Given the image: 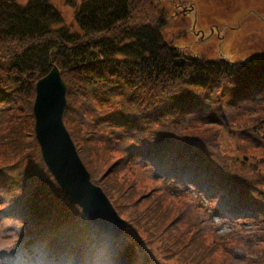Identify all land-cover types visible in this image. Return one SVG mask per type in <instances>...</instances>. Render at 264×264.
I'll return each mask as SVG.
<instances>
[{"label":"trees","instance_id":"16d2710c","mask_svg":"<svg viewBox=\"0 0 264 264\" xmlns=\"http://www.w3.org/2000/svg\"><path fill=\"white\" fill-rule=\"evenodd\" d=\"M136 3L65 0L75 10L70 26L53 0H0V215L16 217L23 227L16 243L2 251L0 264H95L80 248L73 261L60 240L73 244L61 234L56 238V229L71 231L66 237L75 230L69 239L90 253L104 242L102 258L116 251L102 233L100 241L84 239L80 208L60 204L69 201L60 197L38 149L35 86L55 66L66 78L65 126L91 173L115 149L127 158L120 162L144 177L156 168L162 193L188 206L193 224L208 227L231 264H264V171L228 169L214 153L216 132L241 123L237 132L264 155V61L239 65L184 56L166 41L164 27L134 19ZM150 109L159 122L129 115ZM248 111L260 116L245 117ZM234 114L243 120L234 121ZM123 169L131 172L127 165ZM53 190L59 196L50 201ZM252 198L261 205L255 207ZM218 221L232 230L220 236ZM36 241L40 250L33 247ZM128 253L118 259L150 264L148 257L132 259Z\"/></svg>","mask_w":264,"mask_h":264},{"label":"rangeland","instance_id":"374dc122","mask_svg":"<svg viewBox=\"0 0 264 264\" xmlns=\"http://www.w3.org/2000/svg\"><path fill=\"white\" fill-rule=\"evenodd\" d=\"M21 1L25 2V0ZM53 1L61 10L64 23L73 26L74 8L66 5L65 0ZM136 1L137 9L134 19L148 20L149 22H145L152 26L159 24L164 27L163 33L166 41L182 48L185 51L184 56L192 53L218 58L222 55L230 62L246 60L250 56L252 63H258L264 59V0ZM224 2L227 5H224ZM185 9L189 13L183 18L182 11ZM175 12L179 13V16L173 17ZM206 13L209 16L205 20H201L203 14ZM183 33L185 34L183 35ZM59 75L67 87L65 74L61 73L60 69ZM246 113L245 117L248 118L260 116V114H252L251 111ZM129 115L136 119L151 117L153 122H159L155 118L157 114H154L152 109L143 115ZM233 120L238 122L243 119L234 114ZM214 126L213 129L218 128L217 125ZM203 129L201 127L198 130L202 131ZM239 129H243L241 123L234 126L232 124L229 128H220L214 137L218 144L214 153L225 162L228 169L253 171L257 166L264 171V155L262 156L261 150L256 144L251 143L250 137L245 138L244 135L237 132ZM38 149L41 153L39 144ZM111 154H107L109 160L103 167H98V165L97 168H94L95 173H91L89 167L87 170L91 175L92 182L102 189L119 219L125 223L126 228L120 236L107 238L83 209L73 202L66 191L60 187V197L65 195L69 201L65 202L61 199L60 204L68 206L70 203L74 207L80 208L78 215L83 221L79 227L84 239L86 240L87 235H91L95 241H100L99 233H102L116 247L111 258H102L104 242H99L98 248L93 250L95 255L89 252L88 247L81 246L78 242L69 239L71 236H75V230L67 237V233L71 231L59 233L58 229L54 230L56 238L61 234V237L73 244H65L60 240L65 245L66 251L69 254H74L71 257L73 261H75V256H78L75 250L80 248L91 254L96 260L95 264H124V261L118 258L126 254V251L130 252L128 254L132 259L148 257L147 260L150 264H231L230 256L224 251L225 247L222 248L223 246L219 245L216 247L213 244L215 242L208 227L203 225L204 229H202L193 224V214L189 211L188 206L171 193L164 191L162 193L160 186L163 185V180L157 178L158 170L156 168H149L144 177L136 167H129L128 161L127 164L123 161L120 162L121 156L126 160L127 158L117 149ZM244 156L249 160H243ZM235 159L243 162L245 170L236 163ZM27 163V160L24 159L23 165L29 168ZM126 165L131 171L130 173L123 169ZM54 191L50 196V201L58 199L59 195ZM252 199L253 203L256 201L255 207L261 205L257 199ZM62 219L64 218L62 217ZM218 222L221 226L220 236L229 232L230 225H222V221ZM22 232V224L16 217L0 215V257H2L3 250L10 249L16 243ZM41 239L44 238L39 237L38 241ZM38 241L33 245L36 250L41 249V244ZM140 263L146 264L144 260Z\"/></svg>","mask_w":264,"mask_h":264},{"label":"water","instance_id":"95a60500","mask_svg":"<svg viewBox=\"0 0 264 264\" xmlns=\"http://www.w3.org/2000/svg\"><path fill=\"white\" fill-rule=\"evenodd\" d=\"M66 93L67 88L57 67H53L36 84L33 113L36 138L43 159L59 186L83 209L90 220L108 238L118 237L124 232L126 225L119 219L102 189L91 181V175L64 124Z\"/></svg>","mask_w":264,"mask_h":264},{"label":"flooded vegetation","instance_id":"af4514ba","mask_svg":"<svg viewBox=\"0 0 264 264\" xmlns=\"http://www.w3.org/2000/svg\"><path fill=\"white\" fill-rule=\"evenodd\" d=\"M223 1H229V0H223ZM224 5H227V3L224 2ZM175 13H176V12H175ZM182 13H183V18H184V17L187 16V13H189V12H187L186 9H185V10L182 11ZM175 16H176V17L179 16V13H176V14L173 15V17H175ZM207 16H209L208 13L203 14V16L201 17V20H205ZM184 34H185V33H183V35H184Z\"/></svg>","mask_w":264,"mask_h":264}]
</instances>
